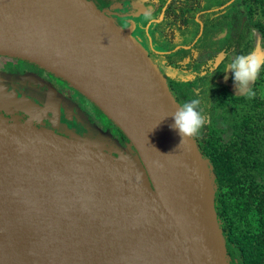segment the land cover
Returning a JSON list of instances; mask_svg holds the SVG:
<instances>
[{"label":"water","instance_id":"1","mask_svg":"<svg viewBox=\"0 0 264 264\" xmlns=\"http://www.w3.org/2000/svg\"><path fill=\"white\" fill-rule=\"evenodd\" d=\"M123 8L0 0V55L74 73L137 153L0 115V264H230L211 160L180 144V104Z\"/></svg>","mask_w":264,"mask_h":264},{"label":"flooded vegetation","instance_id":"2","mask_svg":"<svg viewBox=\"0 0 264 264\" xmlns=\"http://www.w3.org/2000/svg\"><path fill=\"white\" fill-rule=\"evenodd\" d=\"M174 1L176 0H168L164 7L161 6L162 0H125L122 4L131 6V14H141V20L151 19V26H154L151 29L152 32L145 30L143 32L145 38H143L148 45H150V42L154 46L155 50L152 52L151 57L167 79L176 101L181 102L180 93L183 92L181 89L184 85L195 87L199 83L209 88L206 91L207 94L214 93L215 88L220 89V85H222L220 106H222V100L228 97L243 96L226 87L234 79L233 72L231 70L227 71L228 66L236 56L244 52L242 51L244 50L243 46L239 42L240 35L235 36L233 34L235 30L233 25L237 21L236 17L233 19L234 24L227 26L230 30L227 27L225 28L228 16L230 17L233 12L239 15L240 4H238L239 6L235 5L236 0L228 2L219 0L218 5L210 6L207 3L214 0H187L185 3L180 0L183 1L182 8L185 9V5H188V11L185 18L175 21L166 13L168 5H171ZM115 4L117 3L103 6L104 4L101 2L100 5L103 7L101 9H106ZM135 4H137V7H135ZM233 4L235 6L230 8ZM195 5H199V8H195ZM219 6H223L225 9L221 11L223 8ZM143 10L146 13H143ZM210 13L214 14L208 18L207 16ZM122 15L125 17V13ZM199 17H201V20ZM122 20V24H125L127 19ZM140 28H142V25H137L135 33L138 35L142 33L139 30ZM222 28H225L224 32L222 31L223 33L221 32ZM194 32L198 33L197 36L188 45H185L186 37L193 36ZM217 42L221 45L220 48L217 47ZM221 53L224 56L220 58V63L215 66ZM3 59L5 65L0 67V86L2 84L11 85L15 89L16 96L20 97H18L19 99L17 97L12 99L10 104L5 103L6 106L0 108V115L10 120L17 118L21 122L31 123L38 128L47 129L60 135H66L59 127L67 121L71 122L73 127L84 130L86 133L92 131V125L94 124L95 127L98 126L97 129L111 131L115 134V137L118 134L117 141L121 145L127 143L121 134L117 132V129L112 130V123L105 118L103 113L93 103H89L86 97L82 96L66 80L29 61L8 56L3 57ZM23 63L29 66L24 78L18 76L19 67ZM214 75H217L216 81ZM219 77H225V81L219 82ZM15 78H20L18 85L12 84ZM54 80L71 86L74 93L65 97L62 87L55 89L56 81ZM17 87L20 91L16 90ZM223 94L227 97L225 98ZM0 97L2 98V95ZM205 97L207 96L205 95ZM87 102L92 108L85 104ZM52 105L55 107H52ZM75 110L77 111V117L75 116ZM208 111L210 112V109H202V112ZM211 116L212 114H208L205 117L207 118L206 124H208ZM63 118H65V121H62ZM195 137H198V135Z\"/></svg>","mask_w":264,"mask_h":264},{"label":"trees","instance_id":"3","mask_svg":"<svg viewBox=\"0 0 264 264\" xmlns=\"http://www.w3.org/2000/svg\"><path fill=\"white\" fill-rule=\"evenodd\" d=\"M92 1L100 9L103 8L100 5L101 2H103V6L125 2V0ZM167 1L162 0L161 6L164 7ZM183 1L187 2V0ZM183 1L176 0L168 5L166 13L175 21L185 18L188 11V5H185V9L182 8ZM238 4H242V0H236L235 5ZM235 5H231L230 8ZM198 6L195 5V8H199ZM254 27L259 30L264 41V22H257ZM239 42L244 49L241 55L252 51L254 46L251 36L247 37L241 34ZM224 97L227 96L224 95ZM222 106H231L230 116L225 119L223 117L216 118L208 124L205 123L198 133V137L193 138L200 154L210 159L213 165L214 203L225 239L229 263L264 264V192L261 193V190L264 191V99L257 97L256 94L253 99L245 96L228 97L222 100ZM100 112L102 111L100 110ZM202 113L205 117L212 114L209 111ZM105 118L108 119L107 116ZM108 120L113 123L110 119ZM97 127L93 124L92 131L88 134L93 137H102L105 140L110 139L119 145V142L114 139V133L109 130L97 129ZM117 132L128 143L123 132L118 128ZM226 136H228L227 140ZM226 189L227 191H225ZM232 197L243 200L246 210L250 213L256 212L258 215L260 232L249 237L256 247L246 240L242 230L236 225L239 217L234 213L230 200H228Z\"/></svg>","mask_w":264,"mask_h":264},{"label":"rangeland","instance_id":"4","mask_svg":"<svg viewBox=\"0 0 264 264\" xmlns=\"http://www.w3.org/2000/svg\"><path fill=\"white\" fill-rule=\"evenodd\" d=\"M224 1L228 2L230 0H224ZM224 1H223V4H224ZM207 4L210 6H216L219 4V0H214L213 2L210 1ZM135 7H137V4H135ZM219 7L223 8V6H219ZM219 7H215V8H219ZM239 8H240L239 15H237L234 12L232 15L228 14V15H230V17L228 16V18L226 19L225 28L227 26H230L231 24H234L233 19H234V17H236L237 21H236V24L233 25L235 28L233 34L235 36H238L241 34H243L244 36H247V37L251 36L253 39V46H254L253 50L255 49V47L257 46L258 43L261 46H264V41L261 37L259 30L254 27V25L257 22H264V0H242V4H240ZM224 9L225 8H223L221 11H223ZM117 11H119L118 13L120 15H122L123 13H125V15L126 14L129 15L132 12V11L129 12L127 9H124V8L119 9ZM142 12L146 13L145 10H143ZM248 13H250V14H248ZM213 14L214 13H210V15L207 17L209 18ZM113 16L116 19L121 18V16H118L117 14H114ZM132 19H135L138 26L142 25V28L139 29L140 32H142V33H140L142 36L137 34L139 37L145 38V33H143L145 30H147V32H152L151 29L154 26H151V24H152L151 19L147 18L145 20L144 19L141 20L140 15H139V18L137 16H135ZM199 19L201 20V17H199ZM125 24H120V25L123 28H127V24L126 25ZM225 28H222L221 32L222 31L224 32ZM227 28L230 30L229 27H227ZM212 33L216 34L217 31H216V33H214V32H212ZM197 34H198L197 32H194L193 36L186 37V40H185L186 44L185 45H188L197 36ZM210 34H211V32H210ZM218 36H220V35H218ZM144 38H143V40H144ZM144 42H145V40H144ZM149 44L150 45H148V43L145 42V45H146V47L150 53V56H151L152 52H154L155 49H154V46L152 45V43L149 42ZM219 46H221V45L218 44V42H217V47H219ZM223 56H224L223 53H221L220 56L217 58V60L222 58ZM3 57H5V56L0 55V67L5 65V60L3 59ZM28 70H29V66L26 63L21 64V66L19 67L18 76L19 77L21 76L22 78H24L26 76V73ZM260 74L261 75L254 82V84L251 85V88L255 92L257 97L264 99V69H262ZM219 76H221V75H219ZM214 77H215V81H216L217 75H214ZM15 79H14L12 84L18 85V83H20V78H15ZM191 80H192V78H191ZM223 80L225 81V77L224 78L219 77V82H223ZM54 81H56L55 82V84H56L55 89L62 87V90H63L65 97H68L71 93H74L73 90L71 89V86H67V85L63 84L62 82H58L57 80H54ZM220 87H221L220 89L216 87L215 88L216 90H214V93L212 92V94L211 93L207 94L206 91H208L209 88L206 87L205 85H203L202 83H199L195 87H189L186 84L181 89V90H183V92L180 93L181 102L179 104L183 105L185 102H190L193 99H198L200 101V110L201 111L203 108H206V109H210V112H212V116L210 117L209 122H212L214 119L220 118V117H223V119H225V118L230 116L231 106H226V107L220 106L221 102H220L219 96H220V91L222 90V85H220ZM226 87L230 88L231 90H234L236 93H238L234 79L231 80L230 84H228ZM18 88L19 87H17L16 90L20 91ZM204 94L207 97H205ZM0 95H2V100H3V103L0 105V108L5 107L6 102L8 104H10L12 99L17 97L15 89H13L11 85L7 86L5 84H2L0 86ZM18 97H20V96H18ZM86 99L88 100V98H86ZM88 101H89V103H92L90 100H88ZM89 103L87 102L85 104L88 107L92 108V106ZM52 107H55V106L52 105ZM75 113H76L75 116L77 117V111ZM78 120H80V119H78ZM62 121H65V118H63ZM112 127H113L112 130L117 129V127L113 123H112ZM59 128L63 132H65V134L67 133V135L72 134L76 137L78 136L77 138H84V135H86V132L84 130H80V129L73 127L72 123L68 122V121H67V123L63 124ZM117 137H119L118 134L114 139L117 140L118 139ZM227 139H228V136H226V140ZM108 140L110 142L108 144H110L111 147H114L115 146L113 144L114 142H112L110 139H108ZM87 144H89V143H87ZM119 145L123 147V150H128V152H130L132 156H136L137 153L131 147L127 146V144L122 143V145H121L119 143ZM112 151H113V149H112ZM106 154L113 157V159L116 158V156H114L112 153H109L107 151H106ZM115 160H117V159H115ZM225 191H227V189ZM263 192L264 191L261 190V193H263ZM228 200H230V205H231V208L234 210V213L237 214L239 217V219H237V221H236V225L240 228V230H242L243 236L246 237V240L247 241L249 240L253 244V242L249 239L250 235L255 236V235H257V233L260 232L259 218H258L257 213L256 212L250 213L249 211H247L246 205L243 202V200H241V199L238 200L236 197H232ZM253 246H255V245L253 244Z\"/></svg>","mask_w":264,"mask_h":264},{"label":"clouds","instance_id":"5","mask_svg":"<svg viewBox=\"0 0 264 264\" xmlns=\"http://www.w3.org/2000/svg\"><path fill=\"white\" fill-rule=\"evenodd\" d=\"M262 69H264V46L258 43L250 53L236 56L228 66L227 71L231 70L233 72L238 93L253 99L255 92L252 90L251 85L258 79ZM171 116L175 121L171 127L178 130L181 136L180 144L184 143L186 139L197 136L206 123L198 99L180 105Z\"/></svg>","mask_w":264,"mask_h":264},{"label":"bare ground","instance_id":"6","mask_svg":"<svg viewBox=\"0 0 264 264\" xmlns=\"http://www.w3.org/2000/svg\"><path fill=\"white\" fill-rule=\"evenodd\" d=\"M46 67L50 72H52L54 75H59L64 77L71 85L72 87H76L80 90H82L86 95L92 98L96 103H98L106 112L109 113L112 117L118 119V115L111 109L109 106V103L105 101V99L100 96L94 89H92L89 85L84 84L79 78L75 76L74 73H68L66 70L56 67L52 64L43 65ZM58 76V77H59Z\"/></svg>","mask_w":264,"mask_h":264}]
</instances>
